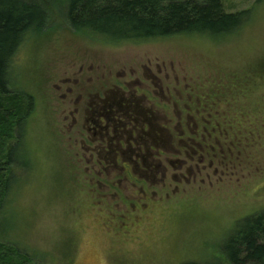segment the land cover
I'll use <instances>...</instances> for the list:
<instances>
[{
    "label": "rangeland",
    "instance_id": "rangeland-1",
    "mask_svg": "<svg viewBox=\"0 0 264 264\" xmlns=\"http://www.w3.org/2000/svg\"><path fill=\"white\" fill-rule=\"evenodd\" d=\"M26 1L42 8L46 26L23 43L12 68V88L31 95L35 107L19 130L24 151L0 211V241L34 264L218 263L237 223L264 214V0H222L228 12L251 10L233 34L140 43L74 31L69 0ZM151 75L171 82L172 97L216 101L213 109L231 112L234 126L260 130L237 171L182 181L171 171L165 182L150 178L144 192L116 183L118 172L88 170L73 149L80 127L69 130L72 99L93 85L150 82Z\"/></svg>",
    "mask_w": 264,
    "mask_h": 264
},
{
    "label": "flooded vegetation",
    "instance_id": "flooded-vegetation-1",
    "mask_svg": "<svg viewBox=\"0 0 264 264\" xmlns=\"http://www.w3.org/2000/svg\"><path fill=\"white\" fill-rule=\"evenodd\" d=\"M151 77L150 82L137 78L93 85L85 96L72 99L69 130L80 127L73 132V138L78 135L73 149L81 162L87 161L88 170L104 177L118 172L116 183L126 182L144 192L150 178L165 182L171 171L177 181L197 180L204 172L211 177L237 171L260 130L250 123L234 126L231 112H223L224 117L213 109L216 101L212 105L209 99L197 98L191 104L193 98L185 99L179 92L172 97L171 82L165 86L163 77Z\"/></svg>",
    "mask_w": 264,
    "mask_h": 264
},
{
    "label": "trees",
    "instance_id": "trees-1",
    "mask_svg": "<svg viewBox=\"0 0 264 264\" xmlns=\"http://www.w3.org/2000/svg\"><path fill=\"white\" fill-rule=\"evenodd\" d=\"M66 19L76 32L110 43L146 42L179 35L216 38L233 34L251 10L228 12L222 0H69ZM42 8L26 0H0V211L12 184V167L24 151L19 132L34 98L12 87V68L23 45L46 26ZM216 264H264V214L239 221ZM15 259L16 262L12 260ZM0 264H34L0 241ZM186 264H202L189 262Z\"/></svg>",
    "mask_w": 264,
    "mask_h": 264
}]
</instances>
